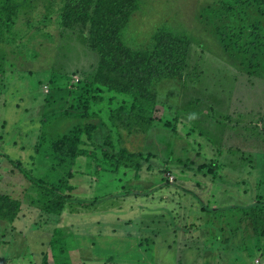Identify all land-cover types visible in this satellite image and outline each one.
Returning <instances> with one entry per match:
<instances>
[{"label":"rangeland","instance_id":"obj_1","mask_svg":"<svg viewBox=\"0 0 264 264\" xmlns=\"http://www.w3.org/2000/svg\"><path fill=\"white\" fill-rule=\"evenodd\" d=\"M136 3L121 43L152 51L157 33L186 36V70L153 79L158 106L148 133L113 134L116 152L142 154L139 169L112 172L100 156L59 168L60 176L74 172L61 215L43 211L35 183L52 172L44 154L51 137L84 123L92 95L99 105L88 114L105 122L120 101L94 90L100 54L90 26L60 24L62 0H38L0 43V194L23 209L14 223L0 220V264H42L44 253L49 264H264V238L250 217L264 205V51L244 66L220 40L225 32L264 46L263 2ZM162 195L173 202L160 204ZM54 239L68 253L54 250Z\"/></svg>","mask_w":264,"mask_h":264},{"label":"trees","instance_id":"obj_2","mask_svg":"<svg viewBox=\"0 0 264 264\" xmlns=\"http://www.w3.org/2000/svg\"><path fill=\"white\" fill-rule=\"evenodd\" d=\"M37 1L0 0V43L8 37L18 16L34 10ZM260 1L264 5V0ZM136 2L137 0H62L58 12L60 24L67 28L77 24L90 26V45L100 54L94 90L96 93L100 90L110 91L113 95L110 100H118L120 105L109 111L108 125V121H103L99 115L88 114L90 109L99 105V96L92 95L86 111L81 114L85 118L84 123L65 134L51 137L49 153H44L53 161L51 174L35 182L27 171L21 170L29 180L38 185L37 195L42 199L43 211L50 215H61L66 209V193L74 190L70 183L74 173L71 169L79 158L100 156L113 167L112 172H118L122 167L140 168L138 160L142 154L130 153L125 148L116 152L113 134L116 132L120 135L122 129L129 133H148L156 121L158 106L157 99L150 90L153 79H174L182 76L186 70L191 42L186 36L179 37L166 31L157 33L153 38L155 45L152 51H133L121 43L120 33L137 9ZM220 40L226 51H235L244 66L249 65V54L253 58L257 51H264L261 42L254 41V47L250 48L225 32H221ZM5 61L6 54L0 48V62ZM253 61L251 59L250 63ZM3 73L0 71L1 79ZM42 149L40 144L36 147V152L39 153ZM70 165L72 167L68 172L60 176L59 168ZM21 209V201L8 194H0V220L14 223ZM250 217L254 234L264 238V205L257 203L253 206ZM51 244L57 245L54 250L68 253L57 240H52ZM47 259L48 254L44 253L42 264H49Z\"/></svg>","mask_w":264,"mask_h":264},{"label":"crops","instance_id":"obj_3","mask_svg":"<svg viewBox=\"0 0 264 264\" xmlns=\"http://www.w3.org/2000/svg\"><path fill=\"white\" fill-rule=\"evenodd\" d=\"M1 194H3V193H1ZM8 195H10V194H8ZM11 196V195H10ZM14 198V197H13ZM166 200V203H168V204H170L168 201H170V202H173L172 200H171V198H169V197H167L166 195L164 196V195H162V196H160V204H162V200ZM201 210H202V208H201ZM22 211H23V209H21V212H20V214L22 213ZM161 212V211H160ZM202 213H203V210H202ZM20 214H19V217H20ZM23 214V213H22ZM22 214H21V216H22ZM24 216V215H23ZM19 217H18V219H19ZM204 218V217H203Z\"/></svg>","mask_w":264,"mask_h":264},{"label":"built area","instance_id":"obj_4","mask_svg":"<svg viewBox=\"0 0 264 264\" xmlns=\"http://www.w3.org/2000/svg\"><path fill=\"white\" fill-rule=\"evenodd\" d=\"M0 165H1V163H0ZM255 264H261L260 260L257 259V260L255 261Z\"/></svg>","mask_w":264,"mask_h":264}]
</instances>
